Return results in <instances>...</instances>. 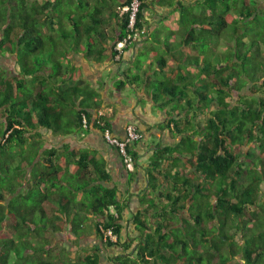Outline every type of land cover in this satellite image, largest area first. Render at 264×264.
Returning <instances> with one entry per match:
<instances>
[{
	"label": "trees",
	"instance_id": "1",
	"mask_svg": "<svg viewBox=\"0 0 264 264\" xmlns=\"http://www.w3.org/2000/svg\"><path fill=\"white\" fill-rule=\"evenodd\" d=\"M79 1L0 0V59L13 55L18 69L11 73L0 64V264H101L92 251L78 260L56 243L67 221L78 233V225L90 216L98 218L104 243L125 251L112 256L110 264H264V0H160L180 12L182 23L186 17L193 20L195 26L185 29L189 38L198 39L195 27L200 36L225 38L232 55L228 63L220 60L214 67L196 58L198 76L205 80L202 89L192 80L162 84L175 102L172 108H181L177 115L170 112L169 125L183 136L152 162L148 190L158 196L142 199L146 207L133 215L137 232L126 239L118 222L126 205L115 189L94 185L110 178L103 163L87 151L46 147L49 131L68 135L74 125L85 128L84 117L88 128L105 127L88 111L98 105L96 91L78 82L58 84L70 72L59 60L69 54L63 46L85 26L66 16L69 3L86 8L87 0ZM130 1L114 0L107 7L110 17L121 20L120 39L127 34L128 18L119 15L118 7ZM141 1L138 25L143 27L144 11L152 2ZM107 8L91 12L98 35L102 27L97 21ZM67 18L74 32L65 26ZM50 43L60 47L59 53L54 49L42 58ZM91 55L103 60L109 53ZM51 81L53 92L47 91ZM192 88L199 100L189 98L185 107L182 96ZM74 97L81 98L79 110ZM167 97L159 94L156 100L166 102ZM101 119L110 126L107 114ZM130 151L137 159L133 146ZM161 159L169 162L165 170ZM66 177L70 181L62 184ZM73 180L74 189L69 187ZM168 181L169 190L157 189ZM80 190L90 196L87 213L72 205ZM151 217L160 221L151 222ZM110 228L116 241L105 239ZM234 228L243 233L242 243L237 232L231 235Z\"/></svg>",
	"mask_w": 264,
	"mask_h": 264
},
{
	"label": "crops",
	"instance_id": "2",
	"mask_svg": "<svg viewBox=\"0 0 264 264\" xmlns=\"http://www.w3.org/2000/svg\"><path fill=\"white\" fill-rule=\"evenodd\" d=\"M40 1L44 3L47 0ZM113 1L87 0L84 1L87 5L86 8L78 9L76 4L80 5V1L75 0L74 8H68V15L66 16L69 18L73 16L82 20L85 26L82 34L78 32L75 34L76 38L69 36L66 43V49L69 54L67 57H60L59 60L63 63L64 68H68L70 71L67 78V80L69 79L68 85H71L72 82H78L79 85L88 86L98 93L94 99L98 105L90 107L88 111L92 112L94 117L100 110L104 111L108 116L109 127L114 135L123 137L129 124H134L143 134V138L133 145V151L137 156L136 171L128 172L126 170L116 147L107 143L103 131L93 125H90L89 128L74 125L72 127L73 132L68 135H55L52 131H49L48 135L45 136V140L46 147L64 150L67 146L70 151H87L103 163L110 174V178L108 180L95 181L94 185L102 184L108 189H115L117 191L116 197L126 205L121 219L118 220L123 227L122 236L126 239L129 234L137 232L133 215L146 207L142 204V199L152 195L148 190V170L151 168L152 162L159 151L166 147L177 146L183 136L182 134L173 133L174 125H169L172 117L171 113L177 115L181 108L177 110L172 108L175 102L171 100L172 98L166 90V85L163 86L162 84L167 83V86L179 85L182 82L190 81L191 75L198 76L200 71L196 63L198 61L181 59L174 52L194 44L197 47L201 41L195 38L188 39L189 31L180 28L179 11H176L172 6L162 5L160 0H150L152 5L144 11L145 26L148 27L149 34L136 46L127 49L120 58L117 57V53L114 57V45L119 38L121 20L109 16V2L113 3ZM117 1L125 2V0ZM184 1L187 2L188 0ZM105 7L108 8L103 12L104 17L100 16L101 20L98 19L97 21L99 26L102 27L98 35L99 31L94 27L96 22H94L91 12L95 8L105 9ZM71 12L72 14H70ZM64 21L67 29L74 32L70 22H67V19ZM163 26L170 27V30L164 29ZM56 33H58V30ZM179 33H185L187 38L184 41H180ZM176 43L177 46H175ZM161 50H165L167 53L173 51L170 53L173 57H169L166 52L159 58L156 57L154 52ZM181 50L183 51V49ZM92 51L95 54L106 52L109 55L103 60H97L95 55H91ZM202 59L200 56L198 57L200 63ZM46 72L47 76L52 73L51 69ZM163 75L166 78L161 80L159 77ZM120 81L125 82V85H122L121 88L118 86ZM58 84L66 87L67 81L58 80ZM191 90H194V88ZM159 94L160 96H168L165 100L166 102L161 99L156 100V96ZM73 99L76 101V110L81 109L82 106L79 102L81 98L74 97ZM175 154L177 155L178 153L175 152ZM161 157L166 158V155L163 154ZM161 161L164 164L162 170L167 169L169 162L166 163V159L164 161L161 159ZM75 167L74 163L70 165L69 169L73 171ZM179 167H182V163H180ZM73 183H69V187L74 189L77 183L75 180H73ZM71 185H74V187ZM92 187L88 188V190ZM170 188L171 182L168 181V183H163L159 190L165 191ZM156 193H154V197L158 196ZM74 197L75 202H83L84 205L79 208L75 206L74 202V204L72 203L73 207L83 213H87L91 203L90 196L86 195L84 190H80L74 193ZM86 202L89 203L88 206H86ZM111 212L117 214L115 208L114 211L111 208ZM87 220H92L93 229L86 235L84 234L87 231V227H85L86 220L81 221L84 223L78 225V233L73 231L72 222L67 221L65 230L56 234V243L69 249L71 246L75 247V252H70V258L79 257L76 252L80 250V245L91 247L88 252H80V256L92 251L96 256L100 257L101 264H110L112 256L125 252L118 245L111 247L104 243V239L97 231V217L90 216ZM158 221H160L159 218L151 217V222L156 223ZM77 235L82 239V242L79 243L80 245H73L71 242L72 237L76 238ZM137 243L138 241L136 240L135 244ZM101 244L103 246L100 247ZM115 247L117 249L120 248L116 253L113 250Z\"/></svg>",
	"mask_w": 264,
	"mask_h": 264
},
{
	"label": "rangeland",
	"instance_id": "3",
	"mask_svg": "<svg viewBox=\"0 0 264 264\" xmlns=\"http://www.w3.org/2000/svg\"><path fill=\"white\" fill-rule=\"evenodd\" d=\"M70 6H68V8H74L75 4L74 3H69ZM188 7L190 6H193L194 4H190L187 3L186 4ZM67 8V9H68ZM191 9V8H189ZM220 14V13H219ZM187 18V17H186ZM184 19L183 23L181 21H179V24H180V28L182 30H185L186 28H190L191 26H195L193 24V20L192 19ZM67 22H71L69 20V18H67ZM164 29H169L170 30V27L168 26H163ZM198 28L195 27V30L197 31ZM198 34H196L197 38L199 39V41H202V42H199L198 43V46L195 47L194 45L192 46H187L185 48H181L183 49V51L180 49V50H175V54L176 56H178L179 58H183V59H186V60H189V61H195L196 58H198L200 56V58H203L201 63H203L205 60L206 62H212L213 63V67L214 66H217L219 63H220V60H223L225 63H228V60L231 59V55H232V51H231V48L228 46L227 42L225 41V38L221 39V38H218L216 36H208V37H203V36H200L199 35V31H197ZM202 35V32L200 33ZM186 35L185 33H179V40L180 41H184L185 40ZM193 37L190 36L189 39H191ZM175 46H177V43L175 44ZM55 49V46L54 45H48L46 50H45V54H46V57H45V54H41V57L42 58H49V55L50 53ZM63 49H66V46H63ZM57 50H60V47H58V49H55L54 50V54H57L59 53ZM185 50V51H184ZM187 51V52H186ZM164 52H166L165 50H161V51H155V56L156 57H160L162 55H164ZM173 52V51H172ZM170 52V53H172ZM170 53H167L166 54L169 56V57H173L172 54ZM0 64L2 65V67L4 69H6L8 72H11V73H15L16 70H18L16 68V64H15V57L11 54H6L5 56L1 57L0 59ZM157 65V64H155ZM184 67V66H183ZM194 67V66H192ZM191 78L189 80H193V82H196L197 85H201V89L204 88V81L203 79H201L199 76H196V75H191L190 76ZM159 78H161V80H163L164 78H166L164 75L163 76H160ZM69 80V79H68ZM68 80L66 79L64 82L67 81V85H68ZM173 80V79H171ZM169 81V80H168ZM170 82V81H169ZM171 83V82H170ZM52 81L50 82V85L47 87V91H50V92H53V88H52ZM204 90V89H203ZM187 94L185 96H182V99L184 101H182V103L180 102V104L182 105H185V107L187 106V101L189 98H193L196 100L198 94L196 91L194 90H191L189 89L187 92ZM53 94V93H52ZM199 100V99H198ZM196 100V101H198ZM74 117V116H73ZM158 155V154H157ZM161 155V154H160ZM64 177V176H63ZM65 178V177H64ZM70 181V177L67 178L65 180H63V183L62 184H66V182ZM157 189H160L157 188ZM158 191V190H157ZM166 191V190H165ZM157 194V193H156ZM155 194L152 193L151 196H154ZM263 197H264V184H263ZM155 202L157 203V199H155ZM89 203L86 202V206H88ZM80 208V207H79ZM93 223H92V220H87L85 221V227H87V231H85V235L87 233H89L93 228ZM237 232V236H236V239L238 241H240L241 243L243 242L244 240V237H243V233L242 232H239L237 231L235 228L231 231V235L233 233ZM82 236V235H81ZM73 239L71 240V242L73 243V245H80L79 243L82 242V239H80V237L77 235L76 238L75 237H72ZM80 250H77L76 253H78L79 257H78V260H80V252H88V249H91L90 246H83V245H80ZM103 246L102 244L100 245V247ZM97 247V246H96ZM112 247V246H111ZM110 248V247H109ZM71 252H75V247L74 246H71ZM111 249V248H110ZM113 250L114 253H116V251L120 250L117 249V247H115ZM123 250V249H121ZM240 258V256H239Z\"/></svg>",
	"mask_w": 264,
	"mask_h": 264
},
{
	"label": "built area",
	"instance_id": "4",
	"mask_svg": "<svg viewBox=\"0 0 264 264\" xmlns=\"http://www.w3.org/2000/svg\"><path fill=\"white\" fill-rule=\"evenodd\" d=\"M141 5V0H131L118 7L119 15L121 17L127 16L128 18L127 34L122 39H118L114 46L118 58H120L127 49L132 48L141 42L147 34V27H140L138 25ZM104 115H106V113L100 110L96 115L95 120L102 126H105L103 127V135L106 142L116 147L128 172L136 171L137 161L130 150L131 146L143 138V134L134 124H129L123 137L116 136L113 134L110 127L106 126L105 121L101 119ZM83 123L85 127H88L89 122L86 117H84ZM105 237L110 238L111 240H117V235L113 228L105 231Z\"/></svg>",
	"mask_w": 264,
	"mask_h": 264
},
{
	"label": "clouds",
	"instance_id": "5",
	"mask_svg": "<svg viewBox=\"0 0 264 264\" xmlns=\"http://www.w3.org/2000/svg\"><path fill=\"white\" fill-rule=\"evenodd\" d=\"M120 39V38H119ZM116 43V42H115ZM115 46V45H114ZM135 172V171H134ZM112 211H114V208L112 207ZM118 238V237H117ZM105 239H107L106 237H105ZM113 241H115V240H113Z\"/></svg>",
	"mask_w": 264,
	"mask_h": 264
}]
</instances>
